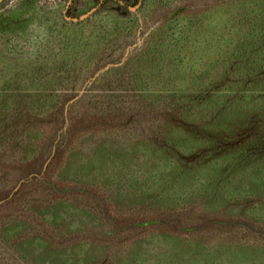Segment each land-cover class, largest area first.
Returning a JSON list of instances; mask_svg holds the SVG:
<instances>
[{
    "label": "trees",
    "instance_id": "obj_1",
    "mask_svg": "<svg viewBox=\"0 0 264 264\" xmlns=\"http://www.w3.org/2000/svg\"><path fill=\"white\" fill-rule=\"evenodd\" d=\"M104 4H114L120 14L111 15L135 25L128 2ZM239 5L241 28L195 72L175 79L179 70H170L172 80L152 79L141 76V68L127 69L129 57L93 81L105 105L85 93L69 106V117L62 101L59 108L38 116L40 105L53 101L47 85H38L27 99L14 95L17 112L0 122V200L31 172L76 189L60 193L34 177L2 202L0 264H46L28 249L33 240L55 252L80 245L99 250L82 264H138L145 249L141 233L154 226L133 224L153 219L162 220L155 227L163 237L180 243L183 237L211 247L252 241L257 257L238 263L264 264V225L253 224L256 205L264 206V0H240ZM115 35L118 43L126 41L125 34ZM157 50L153 48L155 62L149 61L154 67L162 64ZM153 70L148 67L145 74ZM112 90L126 95H108ZM81 105L87 111L78 114ZM147 152L168 163L167 174L128 193L111 185L105 172L111 160L124 157L116 166L146 175L153 162L142 160ZM91 174L102 176L99 183L93 185ZM255 183L256 189L246 188ZM62 206L73 207L77 226L72 218H49ZM146 261L152 264L153 257Z\"/></svg>",
    "mask_w": 264,
    "mask_h": 264
},
{
    "label": "rangeland",
    "instance_id": "obj_2",
    "mask_svg": "<svg viewBox=\"0 0 264 264\" xmlns=\"http://www.w3.org/2000/svg\"><path fill=\"white\" fill-rule=\"evenodd\" d=\"M117 1L123 5L128 2L129 9L134 14L135 25L127 19L111 15L120 13L117 7H112L114 4L105 5V0H0V105L4 102L0 106V122L5 121V118L9 121L17 112L16 105L12 104L14 95L22 94L27 99V95L37 92L40 84L47 85L49 97L53 101L40 105L36 110L38 116L48 114L52 107L57 109L64 103L63 109L67 110L65 114L69 117V106L85 93L91 95V99L99 102L100 106L105 105L102 104L101 94L95 92L93 81L107 69L122 65L129 57L133 58L127 69L132 70L134 67L135 71H139L141 68V76L152 79L172 80L170 70H179L175 79L184 72H195L204 66L208 56L228 44L241 28L240 0ZM103 5L106 8L99 11ZM92 14L97 15L89 19ZM73 16L80 17V21L73 20ZM114 33L125 34L126 41L118 43ZM120 40H124L123 37ZM88 43L91 45H87ZM92 48L94 51L91 56ZM146 48V55L143 56ZM153 48L159 49L155 52L157 59L162 62L156 67L149 65V61L153 59ZM109 57L114 60L108 59ZM210 60L209 58L207 62ZM153 61L155 62L154 59ZM148 67L154 70L145 74ZM62 82L63 89L54 90ZM72 84L78 86L70 87ZM112 94L122 98L126 95L116 94V90L108 92V95ZM91 99L87 100L89 105L92 103ZM79 107L82 108H76L78 114L87 111V105ZM155 156L147 152L142 158L143 161H153L146 169V175H142L143 171H128L129 168H124L121 164L116 166V162H124V157L111 160L105 170L110 173L109 182L111 185L112 182L117 184L119 189L128 193L131 187H141L148 179L163 177L169 171V165ZM36 174L31 172L27 181L37 177L48 184L44 175ZM94 175L91 174L93 185L99 183V178L102 177ZM262 175L264 179V173ZM28 182H20L16 190L19 192ZM259 183L246 188L256 189ZM50 187L59 192L51 185ZM65 192L66 190L60 193ZM255 211L258 215L253 224L261 228L264 225V206L256 205ZM77 216L73 207L64 206L49 213V218L54 221L72 218L75 226L76 222H80ZM153 226L154 228L150 227V230L141 233L145 237L141 240L145 249L139 256L138 264H146L147 257H153L152 264H239L240 261L257 257L255 247H250L253 245L250 244L252 241L243 245L226 243L211 247L193 241L192 237H183L186 239L180 243V240L166 239L159 231L160 228ZM28 245L32 256L46 264H82L90 260L94 254L92 251H95L88 249L86 245L66 251H49L36 240ZM97 251L99 250L95 253ZM260 254L261 251L259 256Z\"/></svg>",
    "mask_w": 264,
    "mask_h": 264
},
{
    "label": "water",
    "instance_id": "obj_3",
    "mask_svg": "<svg viewBox=\"0 0 264 264\" xmlns=\"http://www.w3.org/2000/svg\"><path fill=\"white\" fill-rule=\"evenodd\" d=\"M95 10V9H94ZM88 15V14H86ZM83 18V17H81ZM75 20H79V19H75ZM31 175H29L28 177H26L25 179H23L21 181L22 182H27V178H29ZM20 183V184H21ZM48 184H50L52 187L56 188L59 192H63L66 190L65 193L69 192V191H72V190H75L76 188H68V189H61L59 187H56L54 184L50 183L49 181H47ZM20 184L11 192V194L9 195V197H6V198H3L2 200H0V203L2 202H5L7 199L11 198L12 196H14L18 191L16 190ZM17 191V192H16ZM87 192H89L88 190H86ZM91 194H94L93 192H91ZM162 223V220H159V219H153V220H145V221H138L136 224H133V226H137V227H150L152 225H157V224H160ZM192 228H186L185 230L189 231L191 230Z\"/></svg>",
    "mask_w": 264,
    "mask_h": 264
}]
</instances>
